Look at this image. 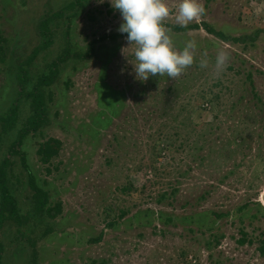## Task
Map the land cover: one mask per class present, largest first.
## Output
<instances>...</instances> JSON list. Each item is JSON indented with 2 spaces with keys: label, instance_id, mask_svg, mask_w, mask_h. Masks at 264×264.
Returning a JSON list of instances; mask_svg holds the SVG:
<instances>
[{
  "label": "rangeland",
  "instance_id": "obj_1",
  "mask_svg": "<svg viewBox=\"0 0 264 264\" xmlns=\"http://www.w3.org/2000/svg\"><path fill=\"white\" fill-rule=\"evenodd\" d=\"M81 1L64 11L75 0H0V113L16 97L17 65L34 49L51 42L24 67L31 79L58 63L45 88L47 120L20 152L36 183L63 206L62 216L48 218L56 225L47 237L38 218L6 224L3 262L264 264V0H201L206 12L186 26L175 19L179 0H166L164 26L178 50L196 42L195 62L175 78L147 81L135 77L134 46L118 31L120 11L110 0ZM47 18L44 34L39 24ZM204 24L243 40H223ZM220 50L229 59L218 71ZM31 112L20 103L17 130ZM14 132L4 135L0 160ZM49 138L62 147L42 164L38 144ZM22 157L13 153L8 175L26 214L33 202ZM23 228L26 237L17 233Z\"/></svg>",
  "mask_w": 264,
  "mask_h": 264
},
{
  "label": "trees",
  "instance_id": "obj_2",
  "mask_svg": "<svg viewBox=\"0 0 264 264\" xmlns=\"http://www.w3.org/2000/svg\"><path fill=\"white\" fill-rule=\"evenodd\" d=\"M76 4L82 5L81 0H75V2L70 3L66 8H63L64 11L75 7ZM62 9V10H63ZM62 11H59L54 16H61ZM52 18H47L41 20L39 27L46 30H42V32L48 33L50 31L49 28V22ZM205 29L207 32L217 35L223 40H233V41H239L243 40L242 38L239 39H231L227 37L224 33L215 31L214 28L210 27L207 24H204ZM195 28L199 29L198 25L194 26ZM261 31L259 30L257 32V35ZM50 40L46 43H43L40 47H37L34 49L33 54L28 58V61L26 63H19L17 65V72L15 73V79H13V83L16 85L14 91L16 90V97L12 100L9 107L4 110L3 113H0V144L5 143L4 142V135L9 134L11 130H16V132L13 133V137L10 139L7 137V141L10 142V145L8 146V151L5 153L2 160H0V232L2 228L8 223H16L14 225H21L24 227L23 223H34V218H38L36 222V226L39 222L40 225L42 223L45 224L46 222V230L44 231V234L46 237L52 232L54 233V227L56 223L52 220L57 219L61 214H63V206L62 202H52L51 201V194L49 191L45 190L43 187L39 186L34 178V175L32 173V170L30 166L26 163L27 159L25 158V153L20 152V146L23 143V140L26 138L27 134L32 131H38L43 125L44 122L47 120L48 115V98L45 93V88L52 84L54 77L57 74V70L59 69L58 63L53 64V69L51 72L45 71L43 74L38 76L36 80L31 79L29 76L28 69H24V67L31 65L33 62L36 54L40 49H43L44 47H47L50 44ZM92 50V49H91ZM73 49H67L68 55L74 56L75 53H72ZM78 53V52H77ZM82 57L84 58V53H78L76 54V57ZM25 65V66H24ZM10 71V75L12 76L13 70H14V64L9 65L8 67ZM48 69V68H47ZM12 80V79H11ZM13 91V90H12ZM26 102L32 109V112L30 115H28L25 120L22 122V127L17 130L20 120L22 117L20 114V103ZM62 147V143L60 140L56 138H49L48 140H44L43 142H40L38 144V150L37 154L40 156L39 161L42 164H50L53 157H56L59 155V151ZM19 152L22 157V163L24 164V167L29 170V186L32 191V210H28L26 214H21V207L18 198L15 196V191L12 189V186L10 185V179L8 175V171H12V164L11 156H13V153ZM10 169V170H9ZM132 185L126 184L123 189L124 190H130L132 189ZM152 211H148L147 215L151 213ZM126 211L121 210V213L119 214V218H123L126 216ZM147 215H143L146 217ZM217 215V214H215ZM44 216L46 219H44ZM62 216V215H61ZM222 216V215H218ZM48 218H52V220H49ZM149 218V216H148ZM134 219L140 221V213H136L134 216ZM152 221L151 218L146 219L145 223L147 224L148 221ZM111 224V223H110ZM116 224L114 221L112 225ZM144 226V225H142ZM39 229V228H38ZM44 229V227H43ZM28 229L25 228L17 231L21 234V236L26 237ZM37 232V229L33 233ZM243 238H246V233L242 232ZM1 233H0V264H5L3 262V253L5 251L4 243L1 239ZM43 236V235H42ZM240 239L241 243H244V240ZM38 242V241H37ZM36 240H31L32 244V252L34 254V257L37 258V253L39 252L38 246H37ZM264 248V247H262ZM36 261V260H35ZM97 262V261H95ZM98 264H107L104 261L99 262Z\"/></svg>",
  "mask_w": 264,
  "mask_h": 264
},
{
  "label": "clouds",
  "instance_id": "obj_3",
  "mask_svg": "<svg viewBox=\"0 0 264 264\" xmlns=\"http://www.w3.org/2000/svg\"><path fill=\"white\" fill-rule=\"evenodd\" d=\"M99 2L104 3L105 0ZM110 3L122 16L118 31L126 33L130 46H134V61L130 62L136 79L147 81L157 74L175 78L194 64L196 42L189 40L182 50H178L164 26L165 18L171 13L166 0H110ZM205 12L201 0H179L175 19L181 26H186ZM228 59L229 53L218 51L215 68L218 71L225 68ZM207 65L208 60L201 58L200 66Z\"/></svg>",
  "mask_w": 264,
  "mask_h": 264
},
{
  "label": "crops",
  "instance_id": "obj_4",
  "mask_svg": "<svg viewBox=\"0 0 264 264\" xmlns=\"http://www.w3.org/2000/svg\"><path fill=\"white\" fill-rule=\"evenodd\" d=\"M213 28V27H212ZM215 31H217L216 29H215Z\"/></svg>",
  "mask_w": 264,
  "mask_h": 264
}]
</instances>
